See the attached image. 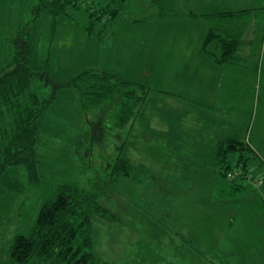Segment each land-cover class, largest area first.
I'll return each instance as SVG.
<instances>
[{"label":"rangeland","instance_id":"1","mask_svg":"<svg viewBox=\"0 0 264 264\" xmlns=\"http://www.w3.org/2000/svg\"><path fill=\"white\" fill-rule=\"evenodd\" d=\"M42 1L49 2L0 0V73L14 63L17 37L22 36L27 42L28 66L36 71L47 68L50 77L34 74L28 90L36 92V102L29 95L18 94L17 87L0 98V150L14 130L12 105L18 103L26 115L36 111L42 100L50 99L36 118L37 180L29 183L26 167L21 164L6 170L4 181L16 189L0 184V264H15L10 259L15 235L30 233L41 205L54 198L62 183L96 191L99 202L113 214L112 219L92 217L96 264L263 262L262 241L258 236L246 239L242 233L239 240L238 230L227 225L231 212L224 210L227 203L263 201L248 202L247 194L229 198L230 186L243 179L220 176L217 185L216 177L203 175L199 169L193 134L184 135L181 129V109L185 110L181 92L193 88L181 80L185 66L181 57L166 55L160 46L163 26L149 17L152 10L146 6L148 1L129 0L128 7L109 23H92L87 12V7L98 8L105 0H69L64 11L56 15L40 9ZM137 4L139 8L134 6ZM167 25L173 28L165 27L168 33L164 34L175 33L177 37L181 26ZM84 69L105 70L143 88L136 85V94L126 97L128 86L117 84L121 94L114 93L132 108L117 103L120 99L86 106L77 92V96L70 95L71 88L63 85ZM143 91L147 95L141 106ZM237 98L233 96L231 101ZM138 108L142 114L131 128L127 124ZM208 114L212 120L213 115ZM250 114L255 128L264 117V96ZM191 115L193 112L188 113L189 118ZM121 118L128 119L122 126ZM258 148V157H250L249 164L253 168L261 160L257 174L262 175L264 142ZM119 155L132 168L129 175L112 178L109 164ZM236 155L229 156L232 164ZM247 184L253 185V181ZM211 207L216 209L214 217L207 215L213 212ZM245 211L249 212L247 217L258 215L257 208ZM43 263L46 260L39 258L27 264Z\"/></svg>","mask_w":264,"mask_h":264},{"label":"trees","instance_id":"2","mask_svg":"<svg viewBox=\"0 0 264 264\" xmlns=\"http://www.w3.org/2000/svg\"><path fill=\"white\" fill-rule=\"evenodd\" d=\"M128 1L110 0L107 3L99 4L98 8L92 10L87 7L88 17L92 23L94 21L109 23L120 10L128 7ZM68 2L69 0L42 1L40 9H48L56 15L64 11ZM151 4L157 7L159 19H172L180 16V13L174 8L173 0H151ZM244 14L218 12L205 15L207 35L203 46L213 61L217 63H241V33L232 27L229 28V23ZM17 40L18 49L14 63L0 73V98L8 95L11 90L17 87L18 94L29 95L34 99L37 96L36 92L31 89L28 90L34 74L42 75V77H49V75L46 70L36 71L28 66L27 42L22 36L17 37ZM118 83L125 87L128 86L129 89L125 92L126 97H132L136 94V85L141 89L143 88L142 85H138L132 80L120 78L107 71L93 69H85L77 73L63 85L77 92L83 105L86 104L87 106L89 103H94L93 105L100 106L108 101L111 102L116 99L117 102V99H120V102L117 103L122 104L123 107L127 105L132 108L127 102L121 100L122 96L114 93L121 94L116 88ZM145 94V91L140 94V103L138 102L140 105L145 100ZM84 97H86V102ZM34 100L36 102L37 99ZM49 100H42L36 111L26 115L21 111L18 103L9 109L12 111V115H10L14 120V130L7 145L0 150V184L8 187V190L17 188V183H14L16 187L12 188L4 181L7 178L6 170L8 168L23 164L26 167L29 183L35 182L38 178L37 160L34 155L36 118L42 113ZM127 120L121 118L122 124L119 125L122 126ZM249 148L242 141L227 140L224 146L219 144L216 165L220 175L232 181L237 178H248L249 159L253 156L250 154L252 149ZM232 154H237L234 164L231 163L229 157ZM109 166H111L110 176L115 177L129 175L132 168L131 163L120 155ZM113 176L112 178H114ZM232 187L236 192L241 185L234 183ZM93 215L104 219L113 218L112 212L97 199L96 191L85 190L83 187L72 183L60 184L56 189L54 198L41 205L30 233L15 235L10 248V259L15 264H27L32 259L39 258L46 260V263L43 264H96L91 233ZM102 264L116 263L103 262Z\"/></svg>","mask_w":264,"mask_h":264},{"label":"crops","instance_id":"3","mask_svg":"<svg viewBox=\"0 0 264 264\" xmlns=\"http://www.w3.org/2000/svg\"><path fill=\"white\" fill-rule=\"evenodd\" d=\"M147 1L146 6L152 10L149 17H153L152 21L163 26L160 30L162 34L158 38L163 39L160 41V46L164 47L166 55L176 53L181 57V65H185L181 69V80L186 82H183L186 87L193 88L186 93L181 92V106L185 109H181V129L184 135L193 134V142L196 146L193 154L200 160L199 169L202 174L216 177L215 181L218 185L221 176L216 165L219 144L224 146L227 140L242 141L252 149L250 154L256 158L258 145L264 142V117L254 128L250 114L259 97L264 96V0H173L174 8L179 10L180 16L172 19H159L157 7L151 4V0ZM134 6L139 8L138 4ZM218 12L245 13L229 23V28L232 27L241 33L239 64L217 63L204 50L203 44L207 35L205 15ZM119 13L120 11L117 15ZM168 23L181 26L177 37L174 36L175 33L170 36L164 34L168 33V30L164 32L165 27H172V25L165 26ZM153 30L155 31L154 28ZM174 40L179 43V48H176L177 43ZM152 42H154L153 37L151 44ZM45 69L48 73L47 68ZM68 91L70 95L75 93L77 96L73 89ZM233 96H238L236 101H231ZM187 111L193 112L190 116L192 118L185 113ZM208 113L213 115L212 120L208 118ZM141 114L142 109L138 108L127 125L133 128ZM261 162L259 160L253 168L249 164V178L236 183L241 185L236 192L231 185L226 196L246 197L247 194L245 199L248 202L255 199L262 200L263 203H227L224 210L229 208L228 212H231V216L227 225L229 229L238 230L239 240L241 233L246 239H254L258 236L257 238L262 241L263 249L260 255L264 260V174H257L259 171L257 167L262 166ZM250 181H253L254 186L247 184ZM248 207L257 208L258 215L247 217L249 212L245 209ZM211 210L213 212H208L207 215L216 216V209L211 207ZM260 264H264V261Z\"/></svg>","mask_w":264,"mask_h":264},{"label":"built area","instance_id":"4","mask_svg":"<svg viewBox=\"0 0 264 264\" xmlns=\"http://www.w3.org/2000/svg\"><path fill=\"white\" fill-rule=\"evenodd\" d=\"M231 175V174H230Z\"/></svg>","mask_w":264,"mask_h":264}]
</instances>
